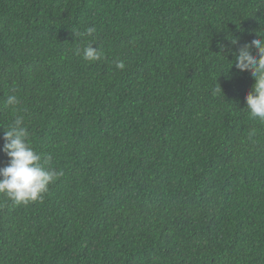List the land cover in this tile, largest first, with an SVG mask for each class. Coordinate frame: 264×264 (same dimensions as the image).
<instances>
[{
	"label": "trees",
	"instance_id": "1",
	"mask_svg": "<svg viewBox=\"0 0 264 264\" xmlns=\"http://www.w3.org/2000/svg\"><path fill=\"white\" fill-rule=\"evenodd\" d=\"M256 37L264 0H0V167L23 116L63 172L0 194V264H264V121L234 66Z\"/></svg>",
	"mask_w": 264,
	"mask_h": 264
},
{
	"label": "clouds",
	"instance_id": "2",
	"mask_svg": "<svg viewBox=\"0 0 264 264\" xmlns=\"http://www.w3.org/2000/svg\"><path fill=\"white\" fill-rule=\"evenodd\" d=\"M96 32L94 27L86 30L88 36ZM232 44L238 41L229 39ZM222 50L226 45L219 44ZM255 47V52L251 49ZM77 49V55L80 54ZM83 59L90 62L99 61L103 53L92 44L83 49ZM234 66L239 72L249 71L255 83L251 91L245 96L246 106L253 118L264 121V37L253 38L234 54ZM117 68L123 69L124 63L118 62ZM233 66V64H232ZM15 95H9L5 101L7 106L15 108L19 104ZM3 153L8 157V163L0 167V194H4L16 204L27 205L30 202L43 201L49 185L63 176L62 171L46 169L47 159L41 163L42 157L35 152L28 141V131L24 125V117L17 116L3 135Z\"/></svg>",
	"mask_w": 264,
	"mask_h": 264
}]
</instances>
